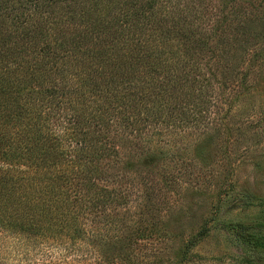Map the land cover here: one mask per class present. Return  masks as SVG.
Masks as SVG:
<instances>
[{
	"label": "trees",
	"instance_id": "1",
	"mask_svg": "<svg viewBox=\"0 0 264 264\" xmlns=\"http://www.w3.org/2000/svg\"><path fill=\"white\" fill-rule=\"evenodd\" d=\"M195 1L0 0L1 232L25 247L86 245L88 220L126 197L102 185L123 135L206 119L217 66L264 37V16L231 5L206 32ZM226 232L252 252L246 264L262 261L264 215Z\"/></svg>",
	"mask_w": 264,
	"mask_h": 264
},
{
	"label": "rangeland",
	"instance_id": "2",
	"mask_svg": "<svg viewBox=\"0 0 264 264\" xmlns=\"http://www.w3.org/2000/svg\"><path fill=\"white\" fill-rule=\"evenodd\" d=\"M192 5L206 32L223 17L227 25L231 5L264 16V0ZM236 54L234 64L217 66L227 80H210L202 122L158 121L116 139L102 185L126 197L88 220L94 236L86 245L25 247L0 231V264H246L252 252L226 227L264 215V37Z\"/></svg>",
	"mask_w": 264,
	"mask_h": 264
}]
</instances>
